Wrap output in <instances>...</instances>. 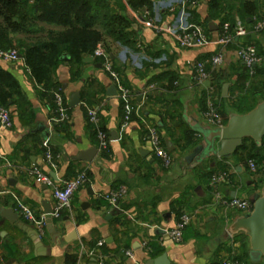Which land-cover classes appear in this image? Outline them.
<instances>
[{
  "label": "crops",
  "instance_id": "0c3cea01",
  "mask_svg": "<svg viewBox=\"0 0 264 264\" xmlns=\"http://www.w3.org/2000/svg\"><path fill=\"white\" fill-rule=\"evenodd\" d=\"M148 1L151 12L131 10L126 0H95L107 5L113 15L132 20L126 30L132 46L110 38L97 45L105 50L104 43L108 48L115 71L131 93L134 114L125 127L121 102L117 95L109 97L107 93L114 86L110 76L96 68L98 61L83 62L91 56L84 57L80 66L65 59L57 67L54 79L61 86L68 118L56 124L52 121L57 113L51 107L56 94L32 81L23 58L16 63L0 60V67L19 86L6 109L12 125L0 126V213L12 210L18 215L19 200L45 220L38 235L43 246L40 255L22 230L23 226L35 230L33 227L19 216L17 225L0 216V264H98L101 259L106 264H144L163 254L168 264H254L248 239L229 234V227L241 215L226 203L234 198L250 201L260 191L264 176L250 174L246 156L239 152L228 159L212 157L196 166L188 162L202 139L187 123L197 120L207 125L204 115L209 103L227 117L241 114L236 103L239 88L250 91L248 82L260 80L251 77L236 51L240 45L264 50V0H217L214 8L215 0ZM244 1L248 2L246 8ZM250 3L255 4L254 11L248 7ZM181 11L204 28L206 46L179 48L168 29L177 26ZM243 11H249L250 18H242ZM238 22L247 29V37L223 48L218 44L221 26ZM258 23L262 26L257 31ZM218 53H223V64L198 83L193 65ZM225 84L229 89L223 97ZM74 93L79 94L80 103L70 108ZM258 95L255 90L241 107L260 103ZM90 110L98 113L109 137V159L102 157L98 139L89 129ZM149 128H155L163 142L167 140L173 147V152H168L172 159L169 168L153 155ZM184 131L193 134L190 144L182 138ZM112 134L118 140L111 141ZM46 139L56 155L55 166L46 159L42 146ZM91 149L97 150L92 162L76 160ZM35 171L47 176L52 185L38 183ZM79 173L86 174V184L61 217H51L48 222L43 207L53 212V188L62 187ZM223 175L224 181L212 183V178ZM115 195H119L116 202L121 214L110 217L116 202L110 204L109 199ZM183 215L190 222L182 242L175 244L165 233Z\"/></svg>",
  "mask_w": 264,
  "mask_h": 264
},
{
  "label": "trees",
  "instance_id": "16d2710c",
  "mask_svg": "<svg viewBox=\"0 0 264 264\" xmlns=\"http://www.w3.org/2000/svg\"><path fill=\"white\" fill-rule=\"evenodd\" d=\"M125 3L131 10L152 11V4L148 0H126ZM247 3L244 1L242 5L246 8ZM211 6L217 7V0L213 1ZM248 7L252 11L256 8L254 3L248 4ZM122 9L125 10V4ZM251 15L249 11H243L241 14L242 18H250ZM45 25H56L61 28L50 30L46 29ZM131 25L132 20L128 16L113 15L107 5L95 0H0V51L16 50L18 55L23 57L29 75L37 86H42L43 90L52 94H61V86L55 81L54 76L57 67L65 59L80 66L84 57L92 56L97 45L105 42L106 38L132 46L131 34L126 32ZM102 44L105 51L109 52L104 43ZM255 47L263 62L261 66L255 68V73L251 77L259 78L264 93V50L260 46ZM96 61L100 62L97 59ZM254 91L239 88L236 95L237 112L246 114L256 106L254 103L253 106L241 107ZM18 92L19 86L16 81L0 67V109L6 110ZM51 107L57 113L55 97ZM121 108L124 118L122 103ZM219 114L226 124L227 115L222 112ZM88 123L92 136L97 137V128L89 118ZM99 129L105 132L100 120ZM192 135L190 131H184L182 138L190 144ZM237 152L245 155L246 161L252 159L262 166L264 139L260 148L247 140L233 155ZM51 154L54 161L56 155L52 149ZM101 155L104 159H109L111 151L109 149L102 151ZM260 173L264 176V170L258 174ZM260 183L263 185L262 179Z\"/></svg>",
  "mask_w": 264,
  "mask_h": 264
},
{
  "label": "built area",
  "instance_id": "2783aa9c",
  "mask_svg": "<svg viewBox=\"0 0 264 264\" xmlns=\"http://www.w3.org/2000/svg\"><path fill=\"white\" fill-rule=\"evenodd\" d=\"M263 1V0H258ZM262 24L258 23L256 30L261 29ZM168 31L177 40L178 46L181 49H192L201 48L208 44V38L204 32V28L196 23L189 20V16L185 11H181L176 27L168 29ZM248 35L247 29L240 22L230 25L225 23L221 26V35L218 39V44L223 48L233 43L236 39H244ZM237 58L244 63L246 68L249 70V74L252 76L255 72V68L261 66L263 60L258 56L256 47L254 45H240L236 51ZM94 60H99L102 69L110 76L114 83L117 97L123 105V126L125 127L132 119L134 114V108L132 104V96L130 91L122 84L118 73L115 71L110 54L106 52L102 46H98L93 55L91 56ZM18 53L16 50L11 51H0V60L7 63H16L18 61ZM223 64V53H218L211 58L203 61H198L193 65V72L195 79L198 83H202L209 78L210 72L216 70ZM55 104L57 107V117L52 121L53 123H61L67 120L66 104L63 97L60 94L55 95ZM205 122L212 128H220L225 125L223 118L219 112L215 109L212 104H208V111L204 115ZM89 121L97 128V139L99 142V150H108L110 143L108 135L99 129V117L98 113L94 110L88 112ZM12 121L9 113L0 109V126L1 128H10ZM149 139L152 145L153 155L161 161L165 168H169L172 164V159L165 146L163 145L162 139L155 128H149ZM43 148L45 150V156L51 166H55L53 157L50 150L49 140L43 142ZM247 169L250 174L257 175L260 171L264 170L263 166L258 165L254 160L247 161ZM36 175L38 183L51 186L52 182L50 179L41 174L40 171L33 172ZM226 176H218L212 178V183H218L225 180ZM87 182V176L85 173H79L74 178L66 181L62 187L53 188V200L55 206L51 217L59 219L63 213L71 204L75 193L83 187ZM121 194V193H120ZM119 195L110 197V204H114L117 201ZM227 206L241 213L242 216L248 215L252 211V204L250 201L241 199H231L226 203ZM18 216L23 222L30 225L35 229L37 234H41L44 226V216L39 217L33 209L24 204L21 201H16ZM190 222L188 216L183 215L175 225L173 229L166 232L165 235L175 244H179L183 239V231L186 229ZM102 246V243L99 244ZM150 251L149 248H147ZM130 256L129 253H127ZM132 257V256H131ZM98 264H106L103 259ZM224 264H241L238 262H225Z\"/></svg>",
  "mask_w": 264,
  "mask_h": 264
},
{
  "label": "water",
  "instance_id": "95a60500",
  "mask_svg": "<svg viewBox=\"0 0 264 264\" xmlns=\"http://www.w3.org/2000/svg\"><path fill=\"white\" fill-rule=\"evenodd\" d=\"M19 59L23 57L18 55ZM83 62H94L93 58L83 60ZM97 69H101V64H96ZM207 85V84H206ZM229 84L222 87V96L228 94ZM108 96H116L114 86L108 88ZM80 103L78 93H74L70 98L69 107L74 108ZM191 132L198 135L202 141L197 146L187 161H192L194 166L202 164L205 160L212 157L228 159L243 145L247 140L252 141L258 148L262 146L264 139V101L258 103L252 110L246 114H230L223 127L210 128L197 120H191L187 123ZM47 140V139H46ZM118 140L116 134H112L111 141ZM166 149L169 153L173 152V147L166 140ZM97 154V150L91 149L80 155L76 160L90 163ZM53 177V175H52ZM252 211L248 215L239 216L229 227V234L232 237L244 236L249 241V258L254 264L264 260V184L260 191L251 199ZM44 213L47 215L48 222L51 221L52 210L44 205ZM121 214L118 210V202L109 211V216ZM0 216L10 223L17 225L19 223L18 215L12 210H1ZM22 230L31 238L35 250L41 255L43 246L37 232L27 226ZM166 254L155 259H149L144 264H168Z\"/></svg>",
  "mask_w": 264,
  "mask_h": 264
},
{
  "label": "rangeland",
  "instance_id": "374dc122",
  "mask_svg": "<svg viewBox=\"0 0 264 264\" xmlns=\"http://www.w3.org/2000/svg\"><path fill=\"white\" fill-rule=\"evenodd\" d=\"M257 46V45H256ZM220 68V67H219ZM249 84H248V87H249V89H252L253 91L254 90H257L258 91V101H261L262 102V99H264V95H263V88H262V86H261V84L259 83V82H255V81H252V82H248ZM264 184V183H263ZM237 214H240L241 215V213H239V212H237V211H235ZM242 216V215H241Z\"/></svg>",
  "mask_w": 264,
  "mask_h": 264
}]
</instances>
